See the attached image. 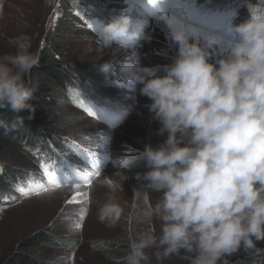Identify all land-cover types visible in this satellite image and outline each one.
Here are the masks:
<instances>
[{
	"label": "clouds",
	"instance_id": "9594fccd",
	"mask_svg": "<svg viewBox=\"0 0 264 264\" xmlns=\"http://www.w3.org/2000/svg\"><path fill=\"white\" fill-rule=\"evenodd\" d=\"M248 12L240 23L228 21L227 36L168 13L161 22L176 47L170 64L147 68L138 59L124 57L100 66L114 86H138L160 124L157 135L167 133L158 146L146 144L139 153L147 169L143 181L160 196L141 214V221L150 226L128 237L123 264H145L149 248L157 249L158 258L183 251L190 264H228L223 258L241 250L261 252L257 243L264 241V11ZM95 35L103 48H123L129 41L142 48L153 39L143 26H134L127 9ZM9 42L14 51L0 54V109L34 113L29 104L33 89L26 77L38 65L39 54L31 50L26 33ZM23 122L17 116L10 125L0 121V127L13 131ZM120 215V207L109 197L98 218L114 224ZM154 218L160 222L159 234L151 227Z\"/></svg>",
	"mask_w": 264,
	"mask_h": 264
},
{
	"label": "rangeland",
	"instance_id": "374dc122",
	"mask_svg": "<svg viewBox=\"0 0 264 264\" xmlns=\"http://www.w3.org/2000/svg\"><path fill=\"white\" fill-rule=\"evenodd\" d=\"M59 1L3 0L0 54L13 52L14 47L9 41L21 33L30 36L31 50L37 52L60 12L65 14L64 10L70 8L69 3L64 2L66 9H60ZM92 2L97 4L100 11L112 16L127 9L132 19L138 24L142 23L141 26L152 34L153 39L150 43H143L142 48H137L135 41L126 43L123 48L115 44L103 48L97 43L95 24L84 17H68V21L75 24L74 34L59 49L78 70L90 75L93 80L89 86L90 94L96 96L99 104L90 106L86 103V108L68 106L62 110L63 117L70 120L75 135L61 140L65 143L72 141L76 146L69 153L66 147L58 148L50 144L56 148L61 160L46 175L28 155L13 153L14 163L24 168L31 180L37 178L38 183L35 189L23 191L27 193L14 192L0 206V255L6 247L14 245L39 226L49 231L47 240L53 243L43 249L46 259H51L50 264H116L101 250L100 245L120 233L125 236L124 232L129 233L130 225L135 235L150 226L141 221V214L157 202L160 193L146 187L136 176L137 170L128 167L127 161L138 158L146 144L158 146L166 139L167 133L157 135L160 124L147 108L151 101L140 95L138 86L135 89L118 88L110 80L106 81L99 69L105 62L124 57L132 62L138 59L141 67L160 66L162 69L172 62L176 47L167 29L163 28V22L156 16L149 18L145 9L143 11L142 6H135L131 0ZM256 3L254 0L250 5L252 11ZM78 7L81 11L84 9L83 5ZM175 7H170L164 15H177ZM68 12L73 13L75 9ZM245 14H249L248 10ZM88 24L93 27H88ZM86 109H90L92 114ZM101 120L120 121L110 125ZM88 153L94 155L92 159L97 161L95 165H89L86 160ZM75 165L81 172L75 169ZM90 172H98L99 175H92L90 183L81 180ZM50 175L56 177L60 187H53L49 183ZM76 183L81 184L79 189ZM84 193H87L86 197ZM109 197L121 209L120 218L114 224L101 222L98 218L100 207L109 202ZM77 224L79 227H76ZM151 227L159 234V220L154 218ZM156 252L155 248L146 249L149 260L145 264H181L176 254L158 258Z\"/></svg>",
	"mask_w": 264,
	"mask_h": 264
},
{
	"label": "trees",
	"instance_id": "16d2710c",
	"mask_svg": "<svg viewBox=\"0 0 264 264\" xmlns=\"http://www.w3.org/2000/svg\"><path fill=\"white\" fill-rule=\"evenodd\" d=\"M253 1L195 0L193 7L203 12L214 23L222 25L224 29L219 31L226 32L229 20L240 23L248 18L249 14L245 12ZM256 1L253 11H264V0ZM64 2L69 3L68 10L74 8L75 12H68ZM58 5L60 9L62 7L66 9L65 14L60 12L53 28L44 37L42 46L37 51L39 63L26 77L33 89L29 104L34 108V113L25 110L17 114L8 109H0V121H5L9 125L17 116L24 118L23 124H18L13 131L6 132L3 127H0V206L4 204V200L12 197L14 192H22L21 189L33 190L38 183L37 178L33 176L35 179L31 180L29 173L14 163L13 153L21 152L28 155L39 165L41 172L49 167L54 170L61 159L56 148L51 146L64 148L68 144L61 139L75 135V132L71 130L70 120L63 117L62 110L68 106L76 109L85 107L86 103L90 106L99 104L96 96L90 94L89 86L93 83L90 75L78 70L74 64L65 59L59 47L74 34L75 24L68 21L70 15L73 18L84 17L95 24L97 29H100L113 16L106 11H100L92 0H60ZM80 5L84 6L82 11L78 7ZM29 115H32L31 119H28ZM72 151L74 150H70L69 153ZM127 162L128 167L137 170L136 176L143 181V174L147 171L143 162L139 158ZM145 186L148 187L146 184ZM124 233L125 236L120 233L100 245L101 250H104L116 264H123L122 258L127 252L128 237L135 236L132 225H130L129 233L126 231ZM48 236L49 231L46 228L35 227L28 236L4 249L0 255V264H50L51 259H46L45 251H43L44 247L53 245L50 240H47ZM257 247L261 249L259 254L245 253L241 250L223 259H226L228 264H264V241L258 242ZM176 255L181 264H190L189 254L181 251ZM220 264L223 262L221 261Z\"/></svg>",
	"mask_w": 264,
	"mask_h": 264
},
{
	"label": "snow or ice",
	"instance_id": "6c2138e0",
	"mask_svg": "<svg viewBox=\"0 0 264 264\" xmlns=\"http://www.w3.org/2000/svg\"><path fill=\"white\" fill-rule=\"evenodd\" d=\"M143 2L148 6V10L151 12L152 15L156 16L160 20L163 18L164 13L170 10V7L179 5L178 15L190 20H209L208 17L201 11L197 10L193 7V0H143ZM175 14V13H174ZM88 27H93L92 24H88ZM89 111L91 115L92 112L90 109H86ZM92 175H99L98 172H90L87 175L81 177V180L91 182L90 177ZM49 183L53 187H60V183L57 181L55 176L48 177ZM81 187L80 183H76V188L79 189ZM23 193V189H21ZM84 196H87V193H84ZM81 219L83 217L81 216ZM79 227V224L76 225Z\"/></svg>",
	"mask_w": 264,
	"mask_h": 264
},
{
	"label": "bare ground",
	"instance_id": "6f19581e",
	"mask_svg": "<svg viewBox=\"0 0 264 264\" xmlns=\"http://www.w3.org/2000/svg\"><path fill=\"white\" fill-rule=\"evenodd\" d=\"M159 20V19H158ZM158 20H155L154 22H157ZM163 28H166L165 26H164V24H163Z\"/></svg>",
	"mask_w": 264,
	"mask_h": 264
}]
</instances>
